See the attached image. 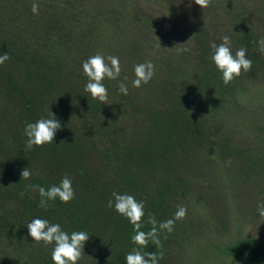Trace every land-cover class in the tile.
<instances>
[{"label":"rangeland","instance_id":"rangeland-1","mask_svg":"<svg viewBox=\"0 0 264 264\" xmlns=\"http://www.w3.org/2000/svg\"><path fill=\"white\" fill-rule=\"evenodd\" d=\"M225 35L233 53L246 47L253 62L228 85L209 47ZM261 37L264 0H212L205 9L194 0H0V54L11 57L0 65V264H53V245L28 233L36 217L89 234L78 264H126L136 246L116 233L110 191L134 195L146 210L161 188L162 221L177 205L187 215L163 231L162 249L150 243L140 251L162 250L159 264H240L227 246L264 240L256 207L264 201V55L253 43ZM181 47L190 51L178 54ZM96 53L120 58V77L103 81L107 104L84 91L82 62ZM149 60L155 76L134 88V65ZM209 70L229 117L199 116L195 108L176 116ZM121 81L128 95L119 92ZM24 101L35 121L51 112L60 120L52 143L26 149ZM65 175L76 198L41 207L28 186L49 187Z\"/></svg>","mask_w":264,"mask_h":264},{"label":"clouds","instance_id":"clouds-1","mask_svg":"<svg viewBox=\"0 0 264 264\" xmlns=\"http://www.w3.org/2000/svg\"><path fill=\"white\" fill-rule=\"evenodd\" d=\"M195 4L201 9L211 6L212 0H194ZM32 13L39 14V4L33 2ZM260 54L264 55V37L253 42ZM211 60L216 69L221 73L222 81L225 85L230 84L238 78L242 72H250L252 69V60L248 58L246 47L238 48L233 53L231 48V38L227 35L220 38V43L210 42ZM190 49L181 47L177 49L178 54L189 52ZM155 54V53H153ZM11 57L7 52L0 54V65H3ZM83 74L87 77L84 91L89 93L93 99L98 100L102 104L108 103V89L103 81L117 80L121 74L120 58L118 56L109 55L105 57L101 53H96L88 57L82 62ZM135 79L132 80L134 88H140L148 84L155 76V65L149 60L144 63L134 65ZM128 79L124 77V81ZM121 81L119 83V92L128 95L127 84ZM62 124L59 119L51 112L49 117H40L35 122H27L23 129L26 137L25 147L31 150L33 146L42 147L54 141L55 134L60 130ZM231 164V160L227 161ZM32 172L29 167L24 168L21 177L25 180L30 179ZM31 190L39 193L40 206L47 208L49 201L59 199L64 204L70 203L76 198L75 189L73 188V180L65 175L61 178L59 184H53L47 189L40 185H29ZM21 196L24 193L20 194ZM109 209H113L119 215L125 217L133 226V234L131 242L136 247L126 254V264H159L164 258V252L149 253L140 251L141 248H147L149 242L157 248L162 249L163 245L159 238V233L167 231L171 233L174 230L175 223L183 220L187 215V208L184 205H177L174 216L165 221H158L155 214H148L147 223L151 225L149 231H142L145 217V203L138 201L134 195L127 193L112 192V198L107 201L106 205ZM257 212L260 217H264V201L257 203ZM28 233L35 243H43L44 246L53 245L51 251V260L53 264H78L84 252L85 243L89 240V234L85 231H73L69 234L61 228L58 223H50L47 219L39 217L33 218L28 224Z\"/></svg>","mask_w":264,"mask_h":264},{"label":"trees","instance_id":"trees-1","mask_svg":"<svg viewBox=\"0 0 264 264\" xmlns=\"http://www.w3.org/2000/svg\"><path fill=\"white\" fill-rule=\"evenodd\" d=\"M3 52L7 51L4 50ZM46 86L49 87L50 84L46 82ZM215 89L220 90L219 88H217L213 72H211L210 70L205 71L203 77L191 90V93L181 98L179 108L176 112H174V114L176 116L182 115L183 117H187L188 111L191 108H195L199 116L208 115L214 116V118H216V116H222L223 118L229 117V110L213 96V91ZM22 106L26 110L25 124L27 122H35V112L31 103L24 101L22 103ZM20 167L22 168L21 165ZM41 186L45 187L46 189L48 188L43 183L41 184ZM112 192L113 191H110V196H112ZM165 192L166 191L161 188L157 190V192L148 200L147 209L144 210L145 217L143 227L141 229L142 231L147 232L151 228V225L147 223L148 214H155L158 221H162L163 217H165V213L161 208ZM49 203L58 206H63L64 204L60 202L59 199H57L56 201H49ZM79 228H81L80 225ZM115 230L116 233H118L121 238L124 239V242L132 243L131 236L133 234V226L125 217L120 215L119 221L115 225ZM164 235L165 234L163 233V231L160 232L159 238H164ZM150 243L151 242H149V244ZM226 254L240 264H264V240L255 238L239 239L227 246Z\"/></svg>","mask_w":264,"mask_h":264}]
</instances>
